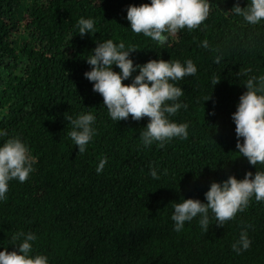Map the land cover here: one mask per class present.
<instances>
[{
	"label": "trees",
	"instance_id": "obj_1",
	"mask_svg": "<svg viewBox=\"0 0 264 264\" xmlns=\"http://www.w3.org/2000/svg\"><path fill=\"white\" fill-rule=\"evenodd\" d=\"M207 2L208 17L198 28L164 33L168 43L160 45L133 32L126 19L129 5L151 0H0V132L6 133L0 146L18 137L34 161L28 179L9 181L0 200V250H18L12 237L23 232L36 236L29 255H43L47 264H264V201L254 196L222 227L209 210L207 232L199 215L179 232L171 219L183 199L206 203L213 181L264 172V164L239 156L232 119L247 80L255 77L262 87L264 19L250 24L231 11L250 0ZM80 18L93 20L94 33L79 35ZM108 39L136 48L129 54L134 65L193 62L195 75L172 82L186 107L169 117L188 125L187 139L145 146L149 118L111 119L84 76L91 70L85 58ZM214 78L220 81L212 85ZM89 113L94 135L80 153L65 115ZM242 232L251 244L237 252L232 245Z\"/></svg>",
	"mask_w": 264,
	"mask_h": 264
},
{
	"label": "clouds",
	"instance_id": "obj_2",
	"mask_svg": "<svg viewBox=\"0 0 264 264\" xmlns=\"http://www.w3.org/2000/svg\"><path fill=\"white\" fill-rule=\"evenodd\" d=\"M209 11L207 0H151V3H142L139 6L129 5L126 19L133 32L143 33L158 44L166 45L168 36L164 33L175 35L184 28H198L207 19ZM231 11L243 16L248 23L256 24L264 19V0H250L247 7H240L237 3ZM77 27L81 37L86 33H94L92 19L80 18ZM202 46L207 48V41ZM136 50L134 47L125 49L123 42L117 45L111 39L97 43L91 55L85 58L91 65V70L86 71L84 76L93 82V91L103 97V104L113 121L127 120L129 116L136 121L149 118L141 133L145 146H150L155 141L162 148L166 141L174 137L187 139L188 125L169 119L181 107H186L177 102L183 91L172 82L195 75V65L191 60L182 65L179 61L169 62L163 59H150L142 65H134L129 54ZM215 62L218 63L219 58ZM113 64L119 68V72L112 70ZM137 68L139 73L132 78V82L122 83ZM255 80V77L247 80V90L239 97L237 109L232 114L239 156L247 158L253 166L264 164V94H257L264 91V77H260L261 88L255 86ZM219 81L220 79L214 78L212 85ZM208 98L209 96L206 99ZM65 119L72 125L68 135L74 145L80 153L85 152L86 145L94 135L91 125L95 117L89 113L75 119L65 115ZM0 135L6 133L0 132ZM240 137L243 138V143L240 142ZM106 162V158L99 161L96 167L98 174L103 171ZM33 163L28 148L18 137L9 138L0 146V200L6 199L9 181L15 179L25 182L28 179L33 171ZM151 175L158 179L155 168L151 169ZM204 195L206 203L188 198L173 205L171 219L175 222V231H181L186 221L199 215L201 228L207 232L210 224L209 210L214 214L217 226L222 227L238 212H243L253 196L257 202L264 201V172L256 171L254 175L246 172L243 179L229 175L222 182L213 181ZM35 239L36 236L32 233L14 234L12 244L18 250H0V264H47L45 256L29 255L32 251L30 242ZM250 244L247 233L242 232L232 247L239 252L241 248L248 249Z\"/></svg>",
	"mask_w": 264,
	"mask_h": 264
}]
</instances>
